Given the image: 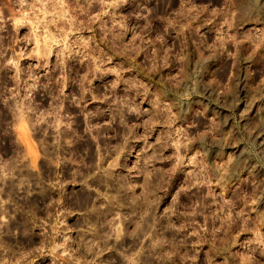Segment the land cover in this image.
<instances>
[{
    "label": "rangeland",
    "instance_id": "1",
    "mask_svg": "<svg viewBox=\"0 0 264 264\" xmlns=\"http://www.w3.org/2000/svg\"><path fill=\"white\" fill-rule=\"evenodd\" d=\"M0 264H264V0H0Z\"/></svg>",
    "mask_w": 264,
    "mask_h": 264
}]
</instances>
